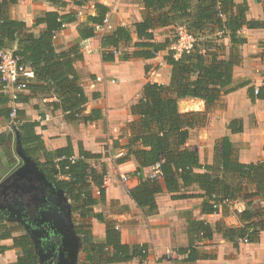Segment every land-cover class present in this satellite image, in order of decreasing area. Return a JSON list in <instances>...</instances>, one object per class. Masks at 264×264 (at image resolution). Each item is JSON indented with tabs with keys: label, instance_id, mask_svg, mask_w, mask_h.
Returning a JSON list of instances; mask_svg holds the SVG:
<instances>
[{
	"label": "trees",
	"instance_id": "1",
	"mask_svg": "<svg viewBox=\"0 0 264 264\" xmlns=\"http://www.w3.org/2000/svg\"><path fill=\"white\" fill-rule=\"evenodd\" d=\"M65 4L64 0H53ZM76 6H83L90 0H72ZM144 4L142 21L134 23V30L128 26L118 25L107 32L102 40L105 49L103 59L114 61L120 47H130L133 33L138 40L134 49L126 48L120 58H152L159 51L168 50L165 56L171 66V80L168 84L151 83L144 85L142 96L132 106L136 116L130 122L131 135L122 148L127 150L120 161L134 157L138 170L133 173L138 183L128 193L136 204L153 213L157 210L156 195L162 191V181L168 192L178 193L184 187L197 184L204 191L202 211L213 214L221 207L227 209L238 198L247 200V208L238 213L242 226H227L217 223V230L225 238L236 243L240 239L247 242H259L264 232V204L253 208L252 200H264V161L242 163L238 160V151L228 137L222 138L216 147L214 163L204 165L195 147L187 146L190 129L204 124L207 113L224 94L233 91L234 67L242 61L239 45L246 42L238 36V32L247 26L250 29L264 28V20H248L247 4H236L234 0H141ZM18 0H0V49H7L9 43L15 42L17 47L12 50L19 55L26 65L34 72L28 81L27 88L32 92L52 93L60 99L56 103L69 119H83L85 122L101 118L100 109L87 112L88 97L76 75L74 62L81 58L79 44L57 52L54 47V34L68 23L77 20L75 13H59L47 11L36 18L35 23L45 24L46 30L34 33L24 21L16 20L11 9ZM96 14L88 16L90 24L79 25L78 31L83 38L94 36L97 25H102L109 7L95 3ZM171 26L175 33L184 28L196 39L193 48L183 51L179 56L167 38L163 42L153 41L154 30L159 27ZM178 37V32H176ZM229 38L228 48L222 40ZM260 56L264 59V43ZM30 79V78H29ZM5 83L0 73V86ZM256 90L258 92L256 93ZM252 101L264 99V81L259 88L249 90ZM185 98H198L206 103V111L179 110V102ZM25 97L17 94L15 102ZM9 101L0 93V104ZM13 106V105H12ZM12 106H6L0 114L11 120ZM37 122L23 119V111L16 108V118L11 123V132L4 136V141H11L17 132L28 155L38 161L48 178L64 188L72 198L74 209L84 219L78 225L84 241L85 259L81 264H123L139 257H147V245L131 248L122 243L120 229L113 220H107L102 213L96 212L94 206L105 199L104 178L106 170H97L86 160L97 157L91 153L81 152L75 155L69 148L46 150L40 135L36 134ZM228 128L233 132H242L243 123L234 119ZM2 136V135H1ZM0 136V137H1ZM120 146V145H119ZM75 157V160H72ZM144 167H157V174L143 176ZM204 169V171H197ZM140 173L139 175H137ZM254 187V189H252ZM97 188L98 196H95ZM190 194L179 193L174 198L190 197ZM89 217L98 219L106 225V240H94L92 225L86 223ZM190 246L181 249L180 253H188L187 259H193L194 240L192 233L203 238H211L213 229L204 220H194L190 228ZM8 236V235H5ZM10 236V234H9ZM16 246L22 254L14 264H38V257L27 235L14 238Z\"/></svg>",
	"mask_w": 264,
	"mask_h": 264
},
{
	"label": "crops",
	"instance_id": "2",
	"mask_svg": "<svg viewBox=\"0 0 264 264\" xmlns=\"http://www.w3.org/2000/svg\"><path fill=\"white\" fill-rule=\"evenodd\" d=\"M64 1L65 4L61 5L53 0H18L11 9V15L16 20L26 22L34 33L39 34L47 27L45 24L37 25L35 21L44 12L58 11L61 14L69 12L76 14L75 22L68 23L55 32L54 47L59 52L79 44L81 58L74 62V67L88 97L87 112L97 108L101 110L103 116L89 122L81 118L76 120L66 118L63 110L56 107V103L60 102L58 97L52 93L32 92L28 88L20 92L25 99L17 102L16 105L23 111L24 120L38 123L35 132L42 138L46 150L53 152L57 149L69 148L75 155L87 152L97 156L86 160L97 170H106L105 199L94 206L95 211L116 223L117 228L120 229L122 243L129 244L131 248L147 245L146 258L142 260L136 257L123 264H264V232L259 242H245L240 239L236 243L225 238L216 228L218 222L235 227L243 225L238 216V213L248 207L247 200L243 198L228 204L227 209L221 207L219 212L208 214L202 211L204 191L197 184L184 187L181 192L170 193L162 181V191L156 195L158 208L155 212L150 213L147 209L140 208L132 199L128 191L139 181L133 176V173L138 170L139 163L134 157L120 161V158L127 153L121 145L131 135L129 125L136 118L132 113V106L142 96L144 85L148 82L170 83L171 66L165 60L168 50L159 51L152 58L131 56L123 60L120 54L126 48L132 51L133 44L138 40L137 35L133 33L131 46L120 47L114 61H105L103 59L105 49L102 45L104 35L118 25L128 26L134 30V23L142 21L144 17L143 2L141 0H90L83 6H76L72 0ZM192 1L195 6L197 0ZM96 2L109 7L106 17L113 28L104 29L103 22L102 25L96 26L94 36L83 38L78 27L81 24H90L88 16L96 14ZM234 2L248 5L246 12L248 20H264V0H234ZM173 33L171 26L156 28L153 41L163 42L167 38L172 41ZM238 36L245 38L246 42L239 45L242 61L234 67L233 83L230 86L234 88L233 91L224 94L209 110L204 124L190 129L187 146L198 150L200 161L204 165L214 163L216 147L224 137H228L237 149L240 162L264 161V99L252 101L249 93L250 88H259L264 81V59L260 56L264 43V28L250 29L244 26L238 32ZM222 42L228 48L231 46L229 38H224ZM16 47V43L11 42L7 50H14ZM15 92L14 84L0 86V93L9 98L5 105L0 104V111L14 104ZM183 104L185 108H181ZM206 109L205 101L198 98H185L179 102L181 112H205ZM47 116L49 119L46 118ZM234 119L242 121V132L233 133L228 128L229 123ZM9 132H11L10 120L0 114V136L2 135L0 137V182L23 163L16 153L17 136L14 134L11 141H4V136L6 137ZM33 159L37 164V160L42 162L45 160L44 157ZM197 171H204V169ZM152 172L153 167H144L141 170L143 176H149ZM122 175H130L136 180L126 186L121 178ZM56 185L64 190L72 208L76 231L81 235L78 232V225L84 219L74 209L72 198L66 190ZM179 193L191 196L178 199L173 197ZM98 195L95 188V196ZM252 202L253 208L264 204L261 198H254ZM74 214L79 215L78 222L74 220ZM194 220H204L209 223L213 229V235L211 238H203L199 234L192 233L194 257L188 260V253L182 254L180 251L190 246L189 230ZM85 222L92 225L95 241L106 240L105 223L93 217L87 218ZM23 235H27L32 242L38 264H41L26 228L18 220H13L12 217L0 211V264L16 263L22 254V249L15 245L14 238ZM169 250L180 253L181 257L168 259L166 253ZM85 257L82 239L78 264H81Z\"/></svg>",
	"mask_w": 264,
	"mask_h": 264
},
{
	"label": "water",
	"instance_id": "3",
	"mask_svg": "<svg viewBox=\"0 0 264 264\" xmlns=\"http://www.w3.org/2000/svg\"><path fill=\"white\" fill-rule=\"evenodd\" d=\"M16 136V153L23 163L0 182V211L24 218L41 264L55 254L57 259L52 264H78L83 238L76 231L68 198L27 154L19 132ZM34 206V214L29 217L28 210ZM52 237L59 241L50 256L47 248Z\"/></svg>",
	"mask_w": 264,
	"mask_h": 264
},
{
	"label": "built area",
	"instance_id": "4",
	"mask_svg": "<svg viewBox=\"0 0 264 264\" xmlns=\"http://www.w3.org/2000/svg\"><path fill=\"white\" fill-rule=\"evenodd\" d=\"M113 28L112 24L110 23L109 19L106 17L104 19V29L106 30H111ZM178 43L173 46L174 49L177 50V55L179 56L181 52L187 51L189 52L192 48L193 45L196 41L195 37L191 34H189L186 29L184 28H179L178 29ZM0 73L2 75V80L5 84H14L16 92L13 95V110L11 113V120L10 123H13V120L16 118V98L17 94L20 93L21 91L27 89V84L28 78H31L34 76V72L31 70V68L23 63L21 57L17 54H15L12 50H7V49H0ZM258 90H256V93ZM49 119V116L46 117ZM72 160H75V157H72ZM157 167L153 168V172L151 173L152 176L157 174ZM138 173L137 175H139ZM132 176L130 175H122V179L124 181H127L128 178H131ZM137 178V176H134ZM247 242V240H244ZM166 255L168 256V259H175L181 257V254L174 251V250H169Z\"/></svg>",
	"mask_w": 264,
	"mask_h": 264
},
{
	"label": "flooded vegetation",
	"instance_id": "5",
	"mask_svg": "<svg viewBox=\"0 0 264 264\" xmlns=\"http://www.w3.org/2000/svg\"><path fill=\"white\" fill-rule=\"evenodd\" d=\"M35 206L34 207H30L29 208V210H28V212H29V217L31 216H33V214H34V211H35ZM12 219L13 220H18V222L23 226V227H25V224L23 223V219L24 218H18L17 217V215L16 216H14V217H12ZM58 239L56 238V237H52L51 238V242H50V245L48 246V248H47V250H48V252L50 253V256H51V254L53 253V248H55L56 246H57V244H58ZM57 259V256H56V254L55 255H53V256H51L50 258H49V260H47L44 264H52L51 262H52V260H56Z\"/></svg>",
	"mask_w": 264,
	"mask_h": 264
},
{
	"label": "rangeland",
	"instance_id": "6",
	"mask_svg": "<svg viewBox=\"0 0 264 264\" xmlns=\"http://www.w3.org/2000/svg\"><path fill=\"white\" fill-rule=\"evenodd\" d=\"M179 30H177L176 32H178ZM176 32L175 33H173L172 34V40H175V43L173 42L172 44V46H174V45H176V43H178L177 41H178V38H177V34H176ZM184 101H186V100H184ZM181 108H185V106H184V104L182 105V107ZM128 176V175H127ZM122 178V177H121ZM123 180V179H122ZM136 180V178H133V177H131V178H128V180L127 181H124L123 180V182H124V185H129V184H131L133 181H135ZM79 215L78 214H74V220L76 221V222H78L79 221Z\"/></svg>",
	"mask_w": 264,
	"mask_h": 264
}]
</instances>
